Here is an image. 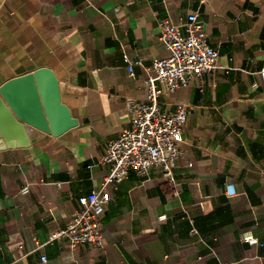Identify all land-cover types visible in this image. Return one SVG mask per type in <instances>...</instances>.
Here are the masks:
<instances>
[{
  "label": "crops",
  "instance_id": "1",
  "mask_svg": "<svg viewBox=\"0 0 264 264\" xmlns=\"http://www.w3.org/2000/svg\"><path fill=\"white\" fill-rule=\"evenodd\" d=\"M191 12L220 58L160 99L189 110L178 186L159 168L130 170L109 187L103 247L49 241L100 187L110 167L98 160L130 125L126 100L145 97L147 68L169 54L158 21ZM126 56L142 60L135 75ZM40 67L77 124L60 135L28 124L27 146L0 147V264H264V0H0V85Z\"/></svg>",
  "mask_w": 264,
  "mask_h": 264
},
{
  "label": "built area",
  "instance_id": "2",
  "mask_svg": "<svg viewBox=\"0 0 264 264\" xmlns=\"http://www.w3.org/2000/svg\"><path fill=\"white\" fill-rule=\"evenodd\" d=\"M159 39L169 50L164 57L154 58L147 68L144 79L146 88L142 100H126L130 125L116 138L109 141L101 164H108L110 170L100 187L78 197L79 207L71 214L67 226L50 236L67 238L72 247L96 245L103 247L101 216L111 199L109 187L117 185L130 170L146 176L151 169L159 168L171 185L178 186L174 168L179 158L185 154L183 131L189 116L188 106L179 105L174 111L163 110L160 99L163 94L174 92L179 86L187 85L204 73L219 66L220 53L212 46L204 23L198 12H191L177 19L171 17L158 21ZM127 69L135 75V68L142 64L141 59L126 56ZM264 76V69L262 70ZM94 164H89L91 168ZM29 185L22 188L26 193ZM229 194L235 190L228 185ZM165 218L166 215L161 216ZM192 233H196L195 226ZM254 241V238L247 237ZM43 244H38L41 246ZM0 240V249H1ZM41 260L47 261L42 254Z\"/></svg>",
  "mask_w": 264,
  "mask_h": 264
},
{
  "label": "water",
  "instance_id": "3",
  "mask_svg": "<svg viewBox=\"0 0 264 264\" xmlns=\"http://www.w3.org/2000/svg\"><path fill=\"white\" fill-rule=\"evenodd\" d=\"M28 124L53 135L77 124L61 100L51 68L40 67L0 85V147L27 146Z\"/></svg>",
  "mask_w": 264,
  "mask_h": 264
}]
</instances>
